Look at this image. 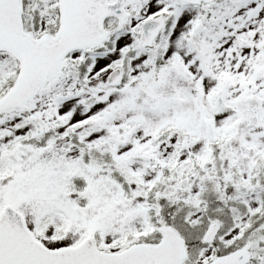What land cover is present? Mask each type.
<instances>
[{
  "label": "snow or ice",
  "instance_id": "obj_1",
  "mask_svg": "<svg viewBox=\"0 0 264 264\" xmlns=\"http://www.w3.org/2000/svg\"><path fill=\"white\" fill-rule=\"evenodd\" d=\"M0 264H264V0H0Z\"/></svg>",
  "mask_w": 264,
  "mask_h": 264
}]
</instances>
